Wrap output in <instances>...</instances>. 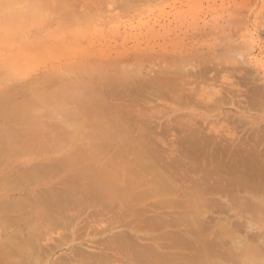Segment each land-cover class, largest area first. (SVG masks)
Instances as JSON below:
<instances>
[{
	"label": "bare ground",
	"instance_id": "obj_1",
	"mask_svg": "<svg viewBox=\"0 0 264 264\" xmlns=\"http://www.w3.org/2000/svg\"><path fill=\"white\" fill-rule=\"evenodd\" d=\"M0 1L10 5L17 0ZM21 1V17H34L38 22H45L42 20L44 16L47 22L52 19L56 26L64 27L68 31L71 27L69 23L97 15L98 9L105 5L107 0ZM108 1L115 7L127 9L147 0ZM54 10L56 17L50 14L52 17L46 16V13H52ZM48 27L43 29L45 35L40 36L43 30L39 31L33 46H56V36L60 37L55 40L57 42L61 37L65 38L61 36L65 31L62 32L60 27L59 30L53 27L61 32L59 35L58 32L51 33L55 38L51 37V31H48L47 35L46 31L50 29ZM67 34L66 32V36ZM87 63L92 64V68L87 69L84 64H78L64 68L62 72L55 71L56 74L51 79L52 85L35 87L33 83H25V86L16 92L0 94V116L5 119V123L0 125V153L3 154L0 156H4V164L6 160L11 159L7 154L17 155L16 159L20 155L24 156L25 152L30 155L38 153V156L45 153L44 157L46 156L40 159V162L23 168L24 170H17L18 173L14 171V175L17 173L15 176H19L17 180L12 178L13 175L8 176V179L11 177L14 180L16 188L20 182L19 187L23 182L33 185L42 182L44 178L46 181L47 178L57 179L56 183L28 192L27 198L31 201L22 202L21 217L15 216V219L19 221L17 223H22L23 227L29 229L25 235L20 234L14 249L0 256V264H38L41 260L45 261V257L47 259V254L53 252L52 248H57L55 242L63 239L66 242V239H70V232L71 238L76 236L78 240H75L79 241V237L83 238L90 231L94 232V237L98 232L107 237L94 241L98 247H92L93 243L92 246L89 244L90 247L85 244L94 248L92 251L83 247L84 243L75 245L69 253H62L54 260H48V264H109L113 259V263L120 260L124 264H157L151 260L158 257H163V264H264V143L261 135L252 133L255 135H251V139H234L228 131L219 138H209L203 131L200 132L202 129L198 128L199 124L196 127L194 123L185 120V124L178 122L180 126L177 125L178 117L177 121L172 123H177L179 128L182 126L184 131L180 130L184 132V136L177 132L181 134L179 139L173 137V141H179H174V149L170 147L171 150L178 151L175 152V157L173 153L164 157L167 158V168L176 166L179 170L163 173L162 167H159L162 171L153 167L155 164L151 163L152 157H145L152 150L149 147L155 145L150 142L152 137L157 136L151 134V127L149 129L145 126L149 123L150 115L147 110L143 111L147 107L138 102H147L150 101L147 99L162 94L163 97L171 96L173 104H181L183 98L189 103L193 100L194 89L186 86L207 77L203 76L201 79V73L191 74L184 68L174 66L158 70L159 73L157 71L155 75L143 77L137 75L136 70L120 67L118 70L113 64L117 72L114 74L111 72L113 65L110 63L107 64L109 67L105 64L98 66L92 61ZM200 70L197 72L204 75L207 69L204 67L203 71ZM79 77H84L83 81L79 80ZM39 81L40 78L36 82ZM29 86L31 88H26ZM19 93L24 97H18ZM119 100L121 104H118ZM12 120L18 124L17 127L12 125ZM85 120L91 124L90 128ZM169 128L165 129L170 130ZM177 128L172 129L177 131ZM165 129L160 132L165 134ZM172 129L171 131H174ZM172 134L169 135V140ZM144 136L152 137L148 141L146 138L141 139ZM209 139L217 146L212 145L216 147L215 150L214 147L209 149ZM217 142H222L219 143L222 146ZM167 143L165 146L169 145L168 141ZM159 144L161 143H158L160 147ZM205 145L208 149H203L202 146ZM153 149L157 154L159 148ZM217 150L225 156L219 155ZM100 151L102 154L106 153L101 155ZM187 152L191 153L192 158L190 154L186 155ZM143 153L145 156H141ZM155 153L152 154L156 156ZM123 155H127V159L131 155L132 159L127 160ZM11 161L12 159L7 161L6 165H12ZM190 168L194 172L200 170L201 174H190ZM176 170L178 176L175 174ZM2 179L4 178H0V181L3 182ZM3 184L4 182L0 185ZM223 194L227 196H222ZM152 198L156 201H151L148 206V201ZM1 207L2 203L0 209ZM152 209L155 212L151 211ZM152 212L155 214L150 216ZM214 212H218L217 215ZM229 212L234 213V217L229 215ZM5 218L4 216L2 219ZM11 218L10 223L15 222ZM8 223L5 221L6 225ZM116 226L118 230L113 232ZM7 229L9 230V227ZM57 229H62L64 233L59 232L57 238H54L55 234L54 237L47 236L49 232H58ZM162 229L163 233L158 234L159 237H153L159 240L163 237V253H159L151 242L141 241L137 235L142 233L145 239L152 238L155 231L157 233ZM66 230H69L68 236ZM99 233L97 235H101ZM150 238L148 239L154 241ZM7 243L10 244L6 242L4 245ZM61 243L63 242L58 244ZM158 245L161 248L159 243Z\"/></svg>",
	"mask_w": 264,
	"mask_h": 264
},
{
	"label": "rangeland",
	"instance_id": "obj_2",
	"mask_svg": "<svg viewBox=\"0 0 264 264\" xmlns=\"http://www.w3.org/2000/svg\"><path fill=\"white\" fill-rule=\"evenodd\" d=\"M22 6L23 1L21 0L14 1L10 5L3 4L0 1V94L10 91L16 92V90L31 83H33V86L35 87L52 85L53 82L51 79L54 77V74H56L55 71L62 72L64 68H71L78 64H84L87 69L92 68L93 65H88L87 63L91 61L92 63L98 61L95 63L98 64V66H101V64H105L106 66L108 63H110V65L115 64V68L118 67V70H120L119 67L127 70L130 69L132 71L136 70L135 72L138 73L137 75H143V77L147 75H155L158 70L160 71L163 68L166 70L168 67L173 68L174 66L179 69L184 68V70L186 69V72H195L196 74L201 73V79L203 76L207 78L203 77L202 81L191 82L186 86L194 89V96L193 100L189 103H187V99L183 98L181 102L184 105H181V102L179 105L173 104L171 96L166 95V98V96L163 97L162 94H158L160 96L155 95L157 96L156 98L153 96L147 99L150 101L146 100L147 102H140V100L138 102L145 108L147 107L144 109L142 106V110H147V114L150 115L149 119L153 122L150 124L151 121L148 120L149 125L147 124L145 126L149 129L151 127L152 131L154 130L153 132L150 131L151 134L153 133L154 136H157H151L153 140L151 139L152 141L150 142L155 144L152 145L150 143L152 146L149 147V149L152 148V152L150 150V153L144 151V153L148 152V155L150 154V156H145L144 153L141 154V156L144 155L145 157H150V159L153 158L151 163L155 164V166H153L155 169H161L162 171L163 168V173H168V171L171 173V170L175 171L174 169L179 170V168H175L176 166H168V168H170L168 169L166 166L167 158L164 156L169 153L171 156V153H173V156L175 157V154L178 153V151H174L173 149L176 144L175 142L179 143V141L174 140V142L173 137L179 139L181 134H178L177 132H180L183 135L184 132L180 130L183 128L182 126L179 128L180 125L178 122L182 124L185 120L186 122L194 123L195 126L199 124L200 126L197 125L198 128L202 129L200 132L203 131V134L206 137L212 136L211 138H219L220 136H224L223 133H228L229 131L231 138L244 139L249 138L251 135H255L252 133H257L259 136L261 135L262 143H264V0H147L142 4L127 9L121 6L115 7V5H111L107 0L105 5H102V7L98 9L99 13H97V15L91 18H82L78 21H73L71 24L69 23L68 25L71 27L68 31L64 29V27L62 28L57 25L61 29L58 28L55 23H53L52 19L51 21L47 18L50 20V22H47V20L44 19V16L42 20L45 22H38L34 17H21L20 8ZM58 8L61 10L63 9V7ZM49 14L56 17V15H54L55 10L52 13H46V16L49 17ZM47 23L49 24L47 25ZM47 27L50 28L46 31L48 33L47 35H49L50 31V35L51 33L57 34V32V35H59V29L61 31L63 30L62 32L65 31L63 34L60 33L61 36H65L67 41L64 37H61L60 40H62V42L60 43V40L57 42L55 40L60 37L56 36V39L54 40V42L57 43L55 44L56 46H53L52 44L49 46L42 45L41 47L33 46L32 44L35 41L34 38L38 36L39 31L41 32L44 28L46 30ZM53 27H57L58 30H54ZM45 30L39 35H45ZM66 32L68 33L67 36ZM52 36L54 37V35H51V37ZM68 36L70 39L71 37L74 39L72 38V40H68ZM54 38L50 39L53 40ZM85 54L90 55L91 57H88ZM98 57H100V59H98ZM109 66L107 65V67ZM204 67L207 69L204 75L202 72H197L200 69V71H203ZM115 68L113 65L111 67V72L117 74ZM39 78L40 81L37 83L36 81L39 80ZM83 78L84 77H79V80L83 81ZM31 86L26 88H31ZM27 96L28 94L26 93V97ZM18 97H24V95L19 93ZM144 103L147 104L145 105ZM118 104H121L120 100ZM177 119L179 121H177ZM86 121L87 120H85V122ZM176 121L178 123L176 124L179 126L174 124ZM14 122L15 121L12 120V125L17 127L18 124ZM186 122L183 123L185 124ZM4 123L5 119L0 116V125L2 126ZM86 123H88V126L85 125L87 127L91 125H89V122ZM153 125H157L158 127L156 126L154 128ZM164 126L165 128L170 127V130H166ZM172 128H177V131ZM163 129L168 132H165L166 135L162 133L163 131L160 132V130ZM171 129L174 131H171ZM255 130H257V132H254ZM169 132L172 134V137L170 136L171 140H169ZM174 132L176 133L174 134ZM158 135L160 136L158 137ZM230 135H228V137ZM151 137L144 136L141 139L146 138L149 141ZM165 137H167L168 140L165 139ZM156 138L159 140L157 141ZM251 138L252 137H250V139ZM209 140L211 143L209 142L210 144L208 145L207 143L206 145H208V147L210 146L209 149L211 148L210 150H212V147H214L212 145H215V143H212V139ZM167 141L169 142V145L165 146V143L168 144ZM158 143H161L162 145L159 144V147ZM217 143L222 144V142ZM206 145L205 147L202 146L203 149L207 148ZM156 147L159 148L157 154L153 149L155 148L156 150ZM170 147H173V149L171 150ZM216 147H214L213 150H215ZM219 149H221V147H219ZM167 151L169 152L167 153ZM217 151L222 153L220 150ZM104 153L106 152H103V154ZM152 153H155L156 156H158L156 157ZM220 153L218 154L225 156L223 155L224 153ZM34 154L35 153L30 155L25 152V155L18 156V159H16L17 155L7 154L8 157L10 156L12 159L11 163H14L10 166L6 164L7 161H10L11 159L6 160V163L4 164L5 161L2 160L4 156H0V161L3 163H0L1 166H3H0V178H4L2 179L4 180L3 186L0 185V201L3 200L0 202V205L2 203V209H0V247L6 242L10 243L9 245L7 243L8 246L4 245L0 248V256L6 255V251L8 250L14 249L16 241L20 238V234L25 235L24 233H27L26 231L29 229L23 227L24 225L22 223H17L19 221H16L15 219V216L18 218L21 217V213L23 212L22 202L30 200L27 198L28 192L36 191L37 189L40 190L42 187L57 182V179L54 180L52 178V180L51 178H47L48 181H46V178H44L42 182L34 183L33 185L32 183L25 184V182H23L21 185L22 187H19L21 182L19 184V181H17L19 185H17L18 187L16 188V184H13L15 183L14 180H12L11 177L8 179V176L10 175H13L12 178L15 177L14 179L19 178V176H15L18 173L17 170L26 168L33 163L36 164L46 157H44L45 153L39 156L36 155L38 153ZM103 154L101 153V155ZM189 154L192 158L191 153L187 152L186 155ZM0 155L3 154L0 153ZM159 155H162L163 157ZM123 156L126 157L127 155ZM123 156H121L122 161H124ZM129 157L128 159L126 157V159H132ZM188 168L189 167L186 169ZM14 171H17V173L15 172V175ZM159 171L154 172L157 173ZM173 171L172 173L174 174L175 172ZM190 171H188L190 174L194 172L191 168ZM20 173L21 172H19V174ZM197 173L201 174V171L199 170L196 172L195 170L194 174L198 175ZM175 174L177 175L179 173L177 172ZM3 182L0 181V184ZM27 184L28 186H26ZM222 196L227 195L223 194ZM222 196L221 198L223 199L224 197ZM151 201L155 202L156 199L152 198L149 200L148 202H150V204L147 203L148 206L151 205ZM154 202H152V205ZM155 204L157 206V203ZM3 205L6 207L4 208ZM151 211H154V209ZM217 213L218 212H214L216 215ZM6 214H8L10 218L14 217L11 219L12 221L15 220L16 224L14 221L10 223L11 220L9 221L10 218H8L9 216H6ZM153 214L155 213L152 212L149 215L152 216ZM229 215L234 217V213L232 212H229ZM2 216L8 218V221L6 218L2 219ZM162 216L163 214L161 217ZM2 220L9 223L6 225L5 221ZM9 224L12 225L9 226ZM19 224H21L22 227L19 226ZM16 225L18 226L16 227ZM5 226L6 228L9 227V230H6ZM68 229L70 230V228ZM57 230L58 232H55L54 230V233L49 232L50 234H53H48L47 236L54 237L55 234L54 238H57V234H59L62 229L61 231L60 229ZM69 230H66V235L69 234ZM117 230L118 228L116 226V229H114L113 232H117ZM91 232L92 231L89 233ZM93 233L94 232L89 234L91 237H89L88 234H85L84 236L82 235L83 238L81 237V239L79 237V241H76L78 240L76 239L77 237L74 236V239H72V234L70 232V237L67 235L70 239H66V242L64 239V241L61 239L62 241L60 242H63L61 245L58 244L60 242H55L54 244L56 246H54L57 248L55 250L52 248L51 251L53 250V252H49L48 254L51 253L50 255L47 254V259L45 255V261L41 260L38 264H48V260H54L55 257L60 256L62 253H69L73 246H80L83 243L84 245H91L93 243V246L91 245L92 247H98L97 243L94 241L101 240L103 237L107 236L102 232H100L101 235H97L98 232L95 233L96 235L94 237ZM161 233H163V229L157 233L155 231L154 234L156 235H152L154 241L149 240L148 238L150 237L147 238L148 240L145 239V236H143L142 233H138L137 235L141 241L146 240L147 242H151L159 253H163V239L161 240L163 237H161L160 240L153 237H159L158 234L161 235ZM106 234L109 235V233ZM77 236L80 235L77 234ZM83 247L88 248L89 251L94 250V248H89L86 245ZM118 261L113 263V259L111 263H123H121L120 260ZM151 261L157 262V264H163V257H158Z\"/></svg>",
	"mask_w": 264,
	"mask_h": 264
}]
</instances>
